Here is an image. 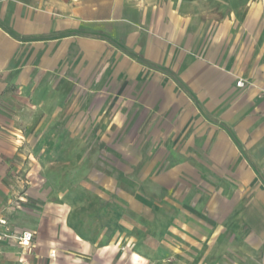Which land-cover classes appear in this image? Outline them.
Wrapping results in <instances>:
<instances>
[{
    "label": "rangeland",
    "instance_id": "obj_1",
    "mask_svg": "<svg viewBox=\"0 0 264 264\" xmlns=\"http://www.w3.org/2000/svg\"><path fill=\"white\" fill-rule=\"evenodd\" d=\"M161 74L72 89L67 108L0 100V214L34 233L38 263L264 264L240 182L251 169L264 186V156L211 134L223 128Z\"/></svg>",
    "mask_w": 264,
    "mask_h": 264
},
{
    "label": "crops",
    "instance_id": "obj_2",
    "mask_svg": "<svg viewBox=\"0 0 264 264\" xmlns=\"http://www.w3.org/2000/svg\"><path fill=\"white\" fill-rule=\"evenodd\" d=\"M155 67L161 87L170 74L183 104L223 128L211 134L264 156V0H0V100L67 108L72 89L118 90ZM240 182L252 190L246 218L264 220V186L251 169ZM23 231L0 240V264H40L34 240L17 244Z\"/></svg>",
    "mask_w": 264,
    "mask_h": 264
},
{
    "label": "built area",
    "instance_id": "obj_3",
    "mask_svg": "<svg viewBox=\"0 0 264 264\" xmlns=\"http://www.w3.org/2000/svg\"><path fill=\"white\" fill-rule=\"evenodd\" d=\"M236 86L243 87L244 81L239 79L236 81ZM13 235L10 233V228L7 224V220L4 217H0V240L4 238H10ZM17 244L23 249H29L32 246L34 240V233L30 230H24L23 232L14 236Z\"/></svg>",
    "mask_w": 264,
    "mask_h": 264
}]
</instances>
